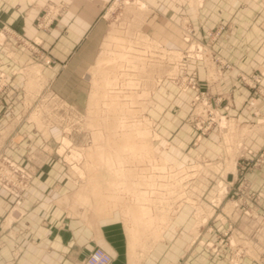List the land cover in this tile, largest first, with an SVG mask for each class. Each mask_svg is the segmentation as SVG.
<instances>
[{
  "label": "rangeland",
  "instance_id": "1",
  "mask_svg": "<svg viewBox=\"0 0 264 264\" xmlns=\"http://www.w3.org/2000/svg\"><path fill=\"white\" fill-rule=\"evenodd\" d=\"M7 1L1 217L66 193L74 213L142 205L129 264H264V0H107L64 66L49 45L74 0H24L34 32L8 22ZM107 41L105 89L94 82Z\"/></svg>",
  "mask_w": 264,
  "mask_h": 264
},
{
  "label": "crops",
  "instance_id": "2",
  "mask_svg": "<svg viewBox=\"0 0 264 264\" xmlns=\"http://www.w3.org/2000/svg\"><path fill=\"white\" fill-rule=\"evenodd\" d=\"M106 1L74 0L65 11L59 25L60 29H66L62 33L56 30L57 39L49 45L59 65L64 66L74 56L84 37L99 31V13ZM5 7L10 24L35 31L31 18L35 14L25 15L24 0L7 1ZM36 9L30 7L27 12H37ZM59 69L57 66L56 70ZM67 195L61 194V202L55 200L42 213L35 207L27 215L19 213L15 220L1 217L0 212V264H84L97 245L114 254L112 264H129L128 235L121 213L113 211L111 216H94L88 211L74 213L72 206L63 200Z\"/></svg>",
  "mask_w": 264,
  "mask_h": 264
},
{
  "label": "bare ground",
  "instance_id": "3",
  "mask_svg": "<svg viewBox=\"0 0 264 264\" xmlns=\"http://www.w3.org/2000/svg\"><path fill=\"white\" fill-rule=\"evenodd\" d=\"M143 4V3H142ZM108 38L112 41L113 39H115V38H117L116 36H115V34H110V35H108ZM108 39V40H109ZM109 40V41H110ZM109 44H110V42H106V43H104L103 45L105 46V48L103 49V52L101 53V51H100V56L98 55V58H97V64L95 65V66H97V68H99V70L102 72V77H99V79H95V82L94 83H96V86H98V87H104L105 89H106V87H107V85H111L112 83H113V81H115L116 82V80H114V78L112 77V76H110V75H108L107 74V72H108V67H110V65H111V62H113L114 60H115V58L114 57H112V54H114L113 52H112V49H109L108 48V46H109ZM102 45V46H103ZM111 45V44H110ZM119 46V45H118ZM122 52H120V53H118L119 55L121 54ZM126 54H124L123 55V57L122 58H126ZM118 62V61H117ZM114 65H115V63H114ZM113 65H111V67H112ZM117 66V65H116ZM118 67H119V65H118ZM117 68V67H116ZM118 69V68H117ZM98 70V71H99ZM97 71V70H96ZM94 76H95V74H94ZM114 77H116V76H114ZM101 78V79H100ZM95 86V85H94ZM97 87V88H98ZM95 90V89H94ZM98 90V89H97ZM101 92V91H100ZM104 92V91H103ZM103 92H101V93H103ZM97 93V91H93V93L91 92V94L92 95H90V96H94V98H97V95H95ZM107 94V93H106ZM89 96V97H90ZM108 96V95H107ZM91 98V97H90ZM90 100V99H89ZM91 102H93L92 100H91ZM89 103H90V101H89ZM91 104V103H90ZM94 104V103H93ZM93 108V107H92ZM122 123V122H121ZM120 124V123H119ZM141 131H143V130H141ZM141 131H140V133H141ZM136 133V132H135ZM138 133V132H137ZM136 133V134H137ZM143 133V132H142ZM142 135H144V133L142 134ZM141 135V136H142ZM128 138L131 140V141H133L134 142V136H132V135H129L128 136ZM140 138H142V137H140ZM142 140H144V138L142 139ZM144 141H147V140H144ZM146 145L147 144H145L144 142H142V143H140V144H138V142L137 143H135V145H134V147L136 148V149H145L146 148ZM123 149H125V148H123ZM102 153V152H101ZM82 196V198L84 199L85 198V195H81ZM80 197V196H79ZM78 197V198H79ZM148 213V211H147V209H146V207H144V206H138L137 208H134V210H133V212H131V214H130V216H128V215H124L125 217H123V219H124V223H125V225H126V230H127V235H128V250H129V256L130 257H132L131 255L133 254V251H134V248L136 247V245H137V243H138V241H139V239H140V233H141V226L142 225H144V224H142L143 222H142V219H143V215H146ZM146 220H148L150 223L152 222V218L151 217H149V218H147Z\"/></svg>",
  "mask_w": 264,
  "mask_h": 264
},
{
  "label": "built area",
  "instance_id": "4",
  "mask_svg": "<svg viewBox=\"0 0 264 264\" xmlns=\"http://www.w3.org/2000/svg\"><path fill=\"white\" fill-rule=\"evenodd\" d=\"M111 255L100 247L94 248L86 257L85 264H111Z\"/></svg>",
  "mask_w": 264,
  "mask_h": 264
},
{
  "label": "water",
  "instance_id": "5",
  "mask_svg": "<svg viewBox=\"0 0 264 264\" xmlns=\"http://www.w3.org/2000/svg\"><path fill=\"white\" fill-rule=\"evenodd\" d=\"M228 180H232V173L228 174Z\"/></svg>",
  "mask_w": 264,
  "mask_h": 264
}]
</instances>
